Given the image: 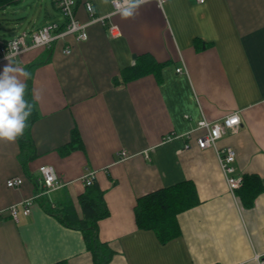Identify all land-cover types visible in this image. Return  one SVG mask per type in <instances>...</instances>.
Wrapping results in <instances>:
<instances>
[{"label": "crops", "instance_id": "obj_1", "mask_svg": "<svg viewBox=\"0 0 264 264\" xmlns=\"http://www.w3.org/2000/svg\"><path fill=\"white\" fill-rule=\"evenodd\" d=\"M86 2L96 18L113 7L111 0H77L87 40L69 35L0 62V71L11 62L31 74L25 96L29 90L39 113L28 174L18 140H0V264H93L82 233L38 202L43 196L55 207L72 203L81 215L78 198L89 174L110 210L99 222L100 240L115 252L110 264H260L264 192L245 208L227 185L217 149L232 147L235 175L256 174L264 185V0L149 1L134 18L117 13L105 22L91 21ZM64 21L54 0H15L0 9L6 31L0 40ZM111 24L120 36L110 35ZM144 54L165 64L160 75L124 82L123 71ZM234 112L238 132L218 140L217 149L198 148L199 122ZM74 128L83 146L64 153ZM41 166H52L61 180L43 195ZM14 177L23 179L20 188L7 186ZM185 181L194 183L199 203L178 216L180 236L163 245L138 228L137 201Z\"/></svg>", "mask_w": 264, "mask_h": 264}, {"label": "trees", "instance_id": "obj_2", "mask_svg": "<svg viewBox=\"0 0 264 264\" xmlns=\"http://www.w3.org/2000/svg\"><path fill=\"white\" fill-rule=\"evenodd\" d=\"M15 0H0V9L11 5ZM165 64L157 62L151 55L138 56L135 64L122 73L124 82H130L149 74L159 76ZM25 99L33 104V110L27 121L22 136L18 137L20 146L19 158L24 171L28 174V164L37 157L32 139V128L39 118L35 102L28 90ZM83 146L80 133L74 128L71 140L62 152H71ZM264 192L262 179L256 174H244L242 184L235 190L236 196L245 208H252L256 199ZM81 208L79 215L72 203L53 206L43 196L38 202L46 213L55 217L65 227L80 231L84 237L87 250L91 253L93 264H110L114 250L108 243L102 242L99 236V222L110 215L105 201V192L94 179L90 184L85 182V190L78 198ZM199 203L194 183L185 181L168 188H162L140 197L135 207L136 223L140 230L152 231L163 245L176 239L181 234L178 216L192 209ZM55 264H68L66 260Z\"/></svg>", "mask_w": 264, "mask_h": 264}, {"label": "built area", "instance_id": "obj_3", "mask_svg": "<svg viewBox=\"0 0 264 264\" xmlns=\"http://www.w3.org/2000/svg\"><path fill=\"white\" fill-rule=\"evenodd\" d=\"M156 2L159 6H162L166 0H149ZM199 3H204L205 0H197ZM56 6L61 12L64 23L62 25L58 23H49L44 27L30 34L27 32H21L15 37L8 40H0V62L12 59L20 56L21 54L36 48H49L57 40L64 39L66 36L72 35L79 41H85L88 39L86 31L87 25L81 23L76 17V5L77 0H54ZM113 7V13L107 17L96 18L93 5L90 2L85 3V7L92 17L91 21L105 22L106 19H110L114 14L119 13V9L123 4V0H111ZM109 32L112 37L120 36L121 32L116 24H111ZM65 53L71 52L69 47L65 48ZM7 58V59H6ZM183 69H177L178 73H182ZM241 126V119L237 112L231 113L221 120L208 121L203 119L198 124V129L204 130V134L197 139V146L200 149L216 148L217 141L220 140L227 133H237ZM218 159L221 170L225 176L227 185L231 192H234L242 184V176H236V168L234 163L236 162V151L232 147H225L223 149H217ZM121 160L128 158L126 151L119 153ZM40 177L39 183L43 189V194L57 189L61 185L60 177L56 170L52 166H41L39 168ZM94 174H89L85 177V182L90 184L94 180ZM9 188H20L23 184L21 177L10 178L6 182ZM39 198V197H38ZM33 200L24 202V214L29 215L31 212V205ZM11 215L15 219L17 218V208L14 206L11 208ZM260 264H264V260L257 256Z\"/></svg>", "mask_w": 264, "mask_h": 264}, {"label": "clouds", "instance_id": "obj_4", "mask_svg": "<svg viewBox=\"0 0 264 264\" xmlns=\"http://www.w3.org/2000/svg\"><path fill=\"white\" fill-rule=\"evenodd\" d=\"M105 4L108 0H103ZM149 0H123L119 14L122 18H134L139 8ZM7 59V58H6ZM31 74L19 65L8 62L0 71V140L14 142L22 136L33 110V104L25 99L26 80Z\"/></svg>", "mask_w": 264, "mask_h": 264}, {"label": "rangeland", "instance_id": "obj_5", "mask_svg": "<svg viewBox=\"0 0 264 264\" xmlns=\"http://www.w3.org/2000/svg\"><path fill=\"white\" fill-rule=\"evenodd\" d=\"M5 26H3L2 24H0V37L3 36L5 34Z\"/></svg>", "mask_w": 264, "mask_h": 264}]
</instances>
